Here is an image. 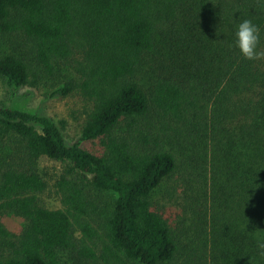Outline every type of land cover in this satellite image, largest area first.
Returning <instances> with one entry per match:
<instances>
[{"label": "trees", "instance_id": "obj_1", "mask_svg": "<svg viewBox=\"0 0 264 264\" xmlns=\"http://www.w3.org/2000/svg\"><path fill=\"white\" fill-rule=\"evenodd\" d=\"M245 18L264 52V0H0L5 86L89 104L71 143L65 121L0 104V264H264V56L234 46ZM41 159L62 165L52 184Z\"/></svg>", "mask_w": 264, "mask_h": 264}, {"label": "rangeland", "instance_id": "obj_2", "mask_svg": "<svg viewBox=\"0 0 264 264\" xmlns=\"http://www.w3.org/2000/svg\"><path fill=\"white\" fill-rule=\"evenodd\" d=\"M51 92V84H44L41 89L25 87L13 93L0 80V104L47 115L56 122L60 120L65 121L64 132L67 141L71 143L79 137V131L85 121L89 104L78 97L77 94L61 97L51 96ZM83 145L87 149L95 152L104 150L100 139L87 141ZM40 165L43 172L46 173V178L52 184L60 173L62 165L48 159H41ZM166 187L172 188V186H161L160 189H157L155 197L158 198L159 203L164 205L163 211L167 216L172 218V225L174 226L177 215L182 214V206L179 203V199L167 200L168 193L165 192ZM42 198L49 207L59 205L58 196L53 190L52 192L47 191ZM2 221L7 228L15 232L23 224L21 218L12 215L3 216Z\"/></svg>", "mask_w": 264, "mask_h": 264}, {"label": "clouds", "instance_id": "obj_3", "mask_svg": "<svg viewBox=\"0 0 264 264\" xmlns=\"http://www.w3.org/2000/svg\"><path fill=\"white\" fill-rule=\"evenodd\" d=\"M233 44L240 55L249 61L260 59L264 52L259 51L262 40L260 27L253 20L245 18L235 26Z\"/></svg>", "mask_w": 264, "mask_h": 264}]
</instances>
